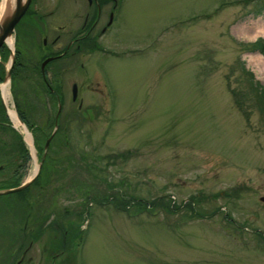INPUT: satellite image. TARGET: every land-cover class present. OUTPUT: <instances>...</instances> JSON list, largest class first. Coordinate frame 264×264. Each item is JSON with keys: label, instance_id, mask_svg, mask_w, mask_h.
I'll return each instance as SVG.
<instances>
[{"label": "rangeland", "instance_id": "rangeland-1", "mask_svg": "<svg viewBox=\"0 0 264 264\" xmlns=\"http://www.w3.org/2000/svg\"><path fill=\"white\" fill-rule=\"evenodd\" d=\"M108 1L95 29L111 20L107 33L49 65L47 80L40 69L53 39L60 35L52 50L62 51L92 8L34 0L46 31L29 37L30 14L16 27L21 66L4 102L25 116L38 170L9 115L1 123L13 131L0 125V191L31 182L46 161L38 183L51 191L66 182L58 195L67 199L46 192L31 204L77 214V264H264V116L245 104L246 119L231 94L248 90L245 72L264 87V55L248 50L264 39L255 35L264 13L256 16L254 0H115L116 9ZM20 198L0 195L7 229L26 218ZM121 198L130 200L125 210L115 205ZM137 199L156 204L139 212Z\"/></svg>", "mask_w": 264, "mask_h": 264}, {"label": "flooded vegetation", "instance_id": "flooded-vegetation-1", "mask_svg": "<svg viewBox=\"0 0 264 264\" xmlns=\"http://www.w3.org/2000/svg\"><path fill=\"white\" fill-rule=\"evenodd\" d=\"M91 9L90 14H86L84 22L79 29L68 31L69 43L62 51L52 50L58 46L60 35H57L51 45L48 56L44 59L53 58L50 60L44 70L40 69V73L44 79L48 74V66L54 62H62L66 59L73 60L77 53L80 43L91 44L104 36L111 27V20L102 25L101 29L95 32L98 22L101 17L102 9L111 3L108 0H86ZM112 8H116V1L112 0ZM34 0L31 1L30 9L26 15L30 14L29 37L34 40L35 34L41 35L43 31L42 25L47 26V22L39 14L38 10L32 11ZM114 8V9H115ZM112 12V11H111ZM108 14V17L110 13ZM25 15V16H26ZM40 20V21H39ZM42 20V21H41ZM22 21L19 23L21 24ZM46 35V34H45ZM43 35L44 37H46ZM36 38V37H35ZM47 47V41L43 39L42 45ZM74 50L72 51V49ZM56 51V52H55ZM43 59V60H44ZM47 80V79H46ZM49 90L51 86L47 85ZM52 91V90H50ZM66 182H55L56 190H47L44 183L40 184L34 180L21 193L23 194V208L25 209L26 218L10 220L9 228L7 229L2 224L0 229V264H77L75 253L76 241L78 239L76 226L77 214L72 210H65L63 214L55 207H50L48 212H45L47 207L44 204L34 201V206L31 204L33 195L35 199L45 195L46 192L56 196L57 199H67L64 191ZM37 184L31 191L32 185ZM48 184H52L50 181ZM39 189V190H38ZM20 193V192H19ZM59 193V195H58ZM13 194V193H12ZM11 194L5 195L9 196ZM44 196H42L43 198ZM53 200L52 198H50ZM71 199V198H70ZM19 205V203H15ZM7 206V205H5ZM28 208V209H27ZM18 227V228H14Z\"/></svg>", "mask_w": 264, "mask_h": 264}, {"label": "trees", "instance_id": "trees-1", "mask_svg": "<svg viewBox=\"0 0 264 264\" xmlns=\"http://www.w3.org/2000/svg\"><path fill=\"white\" fill-rule=\"evenodd\" d=\"M254 1H256L257 7H258L254 12H255L256 16H259L261 13H264V0H254ZM85 46H88V45H85ZM81 47L82 46H80V48ZM96 47H98V46H96ZM248 50L257 51V52L264 55V41L263 40H257L256 42L251 44V46H249ZM1 51L3 53L0 54V59H2L3 61H7L8 57H9L8 56L9 51L6 48V46H3L0 50V52ZM15 58H16V62H15L14 68L12 70V75H11V81L12 82L16 79V75H17L18 71L20 70V66H21V64L19 63V52H16ZM0 72H1L0 73V84H1L4 81V77H5V75H4L5 72H4V68H3L2 64H0ZM245 77H246L247 83H248V90L247 91H245L244 93H241V92H237L235 90H231V94L235 100V104H236L237 108L243 113V115L245 116L246 119H248L249 116L246 113V111L244 110L245 104L251 105L253 108H256L264 116V87L261 86L258 82H255L254 77L251 73L245 72ZM16 107L19 109V107L17 105H16ZM17 112L19 114L18 115L19 118H21V120L25 124H28L24 114L20 113L19 110ZM0 118H2V120H0V125H2L4 128H8L10 131H13V129L10 125H5V124L1 123V121H3L5 123L7 122L9 124V120L7 118L4 106H3L2 101H1V97H0ZM60 129L61 128H58L57 132L55 133V135H54L55 139H57L58 134L62 132V131H59ZM21 148L26 153V155H25L26 158L23 159V162H24L25 160L28 159V152L26 151L24 143H22V142H21ZM45 164H47L46 161L43 163L42 168L44 167ZM42 168H41V170H42ZM38 181H40V180L37 178L36 182H38ZM134 203L141 208V211H139V212H143L145 210L150 211L154 208V206L156 204V202H154V201L153 202H148V201L144 202L143 200H138V199L135 200ZM129 204H130V200L128 202H125L124 198H121L120 202H117L115 205H118L119 208H123L125 210V208H127V206H129ZM187 204H186V206L189 207L190 210H193V207L195 205V201L191 200V202L187 203ZM148 206L150 208H148ZM170 207H171V205L168 204L167 209L169 211H172L173 207H171V208ZM258 235H260V234H258Z\"/></svg>", "mask_w": 264, "mask_h": 264}, {"label": "water", "instance_id": "water-1", "mask_svg": "<svg viewBox=\"0 0 264 264\" xmlns=\"http://www.w3.org/2000/svg\"><path fill=\"white\" fill-rule=\"evenodd\" d=\"M30 3H31V0H24V1L17 0L15 8L13 10V13L11 14V16L8 19H5L3 21V24L0 27V49L2 48L3 45H5L11 52V59L9 61V68H8L7 73H6L5 81L7 78H8V80L10 79V76L12 74V69H13L14 64H15L14 52L11 50V48L7 44L6 40L9 36L13 35L16 25L19 23L21 18L26 13L27 9L29 8ZM52 59L53 58H48L42 63V65H41L42 71L44 70V67L46 66V64ZM76 99H77V85L74 84L72 87V100L76 101ZM80 106H81V104H80ZM5 108H6V106H5ZM6 111H7V109H6ZM7 113H8V111H7ZM52 136H53V134H52ZM51 137L46 141L45 148L48 147V144H49ZM26 186H27V184H23L22 186H20L19 188H16V189L0 191V194H10V193L19 192V191L23 190ZM260 201L264 202V197H262L260 199Z\"/></svg>", "mask_w": 264, "mask_h": 264}, {"label": "bare ground", "instance_id": "bare-ground-1", "mask_svg": "<svg viewBox=\"0 0 264 264\" xmlns=\"http://www.w3.org/2000/svg\"><path fill=\"white\" fill-rule=\"evenodd\" d=\"M16 1L17 0H2V3L0 5V27L2 26L3 21L6 19L9 12L14 10L15 5H16ZM21 1H24V0H21ZM238 32H240L242 34H246V35L247 34L250 35L252 33V31H249L246 27L239 28ZM255 35L264 36V29H262V28L257 29V31L255 32ZM6 42L9 45V47L13 50L14 49V38H13V36H9L6 40ZM257 59H259V58H257ZM258 62H259V60H258ZM8 86H9V83H8V78H7L6 82L3 85H1L3 97H4V100L6 103H7V99L9 98ZM8 111H9L10 118L12 119V121L15 124V127L18 130L20 128L23 130L24 134L26 135L28 143L31 145V148L33 151L34 163H35V172H36L38 170V165H37V160H36V156L34 153V148L32 146L31 135H30L29 131L27 130V128L23 125V123L18 118L16 111L10 107L8 108Z\"/></svg>", "mask_w": 264, "mask_h": 264}]
</instances>
